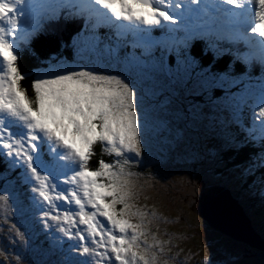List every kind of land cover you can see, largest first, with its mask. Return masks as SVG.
Listing matches in <instances>:
<instances>
[{
  "label": "snow or ice",
  "instance_id": "1",
  "mask_svg": "<svg viewBox=\"0 0 264 264\" xmlns=\"http://www.w3.org/2000/svg\"><path fill=\"white\" fill-rule=\"evenodd\" d=\"M61 18L79 22L73 59L42 61L47 66L29 74L30 98L20 86L21 52ZM194 41L213 61L228 56L224 69L202 67L190 54ZM236 62L239 75L231 73ZM159 75L228 113L213 131L225 146L253 149L237 166L241 178L264 170V0H0V205L5 218L12 208L31 215L58 253L54 264L170 259L167 241L150 230L155 214L132 202L133 177L142 173L128 170L152 155L138 83ZM96 144L114 159L90 168ZM259 183L264 188V171ZM13 227V239L25 240L26 230Z\"/></svg>",
  "mask_w": 264,
  "mask_h": 264
},
{
  "label": "rangeland",
  "instance_id": "2",
  "mask_svg": "<svg viewBox=\"0 0 264 264\" xmlns=\"http://www.w3.org/2000/svg\"><path fill=\"white\" fill-rule=\"evenodd\" d=\"M193 44L204 46L202 41H194ZM224 58L229 61L228 57ZM72 59L73 51L68 61ZM249 71L258 74L257 69ZM138 89L141 132L143 134L147 116L153 128V149L152 155L148 157L152 162L145 160L144 167L132 165L128 169L142 173V178L148 175V170L151 171L147 181L141 182L140 175L133 177L136 187L132 202L150 214H155L149 227L159 240L167 241L164 245V255L170 258L167 264H264V251L261 253L264 247L259 245L261 250L257 251L248 244L217 232L193 211L200 194V182L204 183L203 188L220 184L233 195L235 182L231 179L238 172L234 170L232 173L233 168L225 166L226 162L224 166L218 163L223 141L214 134V126H201L204 124L203 116H199L200 113L215 120L220 113L226 120L228 113L218 110L212 113L210 108L207 109V103L196 104L182 85L170 83L163 75L141 77ZM164 149L170 150V161L159 151ZM173 154L175 159L171 157ZM104 156L109 157L107 154ZM185 160H194L192 169L185 170L182 165ZM140 184L143 192L139 190ZM243 189L248 190L247 187ZM151 194L155 195L151 197ZM238 202L242 204V200ZM245 214L247 216V210ZM175 219L186 226L180 225ZM33 223L30 214L22 218L15 208L10 209L5 218L4 207L0 205V264H54L58 253L48 250L47 238L43 233L37 234L41 226L33 227ZM13 225H19L21 231L26 230L27 243L19 238L13 239L16 232ZM254 230L264 239L258 227L255 226ZM257 254H263V258L255 257Z\"/></svg>",
  "mask_w": 264,
  "mask_h": 264
},
{
  "label": "trees",
  "instance_id": "3",
  "mask_svg": "<svg viewBox=\"0 0 264 264\" xmlns=\"http://www.w3.org/2000/svg\"><path fill=\"white\" fill-rule=\"evenodd\" d=\"M74 34H75V31L69 30V29L64 30V31L60 30L59 32L52 30L51 33L48 32L47 35L45 32H43L42 35L39 34L32 39L29 49L23 50L24 53L20 55V58L18 60V67L20 68L21 72L25 74V79H23V83L20 82V86L27 90V95L30 98H34V96L31 90V86H30L31 76L29 74L33 73L35 69L45 68L47 65L42 64L41 63L42 61H47L49 60V58L53 56L58 57V58L61 57L60 51L62 50V45H63L62 42L64 41V44H66L67 43L66 36H69V35L73 36ZM202 49H203V46L192 44L190 48V54L199 61L202 67L211 64V71L213 72L222 71L225 65L228 63V60L224 58L223 56L213 61L211 58V54L209 53L208 55H204L202 52ZM66 56L68 57V55ZM225 57H228V56L225 55ZM241 72H242V67L238 62L232 65L231 73L233 75H239ZM253 74H256V73L253 72ZM190 95L196 104L207 103L208 104L207 109L210 108L212 110V113L215 112L214 110H217L216 108L214 109L213 106L209 103L208 95H193V94H190ZM210 95H212L213 98H215V96L220 95V90L218 89L213 90V92L210 93ZM195 107L196 106L194 105V108ZM192 110H193V107L191 106L190 111ZM199 116H203L202 121L204 122V124H201V126H204V127L214 126L215 121L225 120L222 117V115H220V113L217 116L219 119L216 118L215 120L214 119L211 120L209 117L207 118V115H204V114L199 113ZM100 148L101 146L99 144H96L93 146L95 155H93L89 161L90 168H95L97 166V161L99 159H104L105 161H109V162L114 159L112 156L105 157L104 154L101 153ZM159 151L163 155V157L167 159V161H170L168 160L169 158L168 152H170V150L168 151L167 149H164V150H159ZM252 151L253 149L250 147H241L237 149L234 147H228V146L223 145V151L221 152L219 156L218 163H222V165L224 166L223 163L226 162L225 166L233 168L232 173L234 172V170L235 171L237 170L238 173L234 174L232 179L230 178L232 182H235V188H234L232 196L235 199L237 198V200H242L241 207L244 209L245 213H246V210L248 211L247 217L251 220L252 222L251 225L255 224L254 226L258 227L259 231L261 232V234H263V237H264V188H262L259 183L260 172L264 170H258L255 178L251 176L247 178H241L239 175L240 170L237 167L238 165L244 164L248 155ZM171 157L174 159L176 158L175 154L171 155ZM171 157L170 159L172 160V163H174ZM148 160L151 161L149 158H147L146 161ZM182 165L186 168L185 170H188L189 168L192 169V167L194 166V160H185V164H182ZM0 169H2V167H0ZM221 170H222V167H221ZM150 172L151 171L148 170L147 171L148 175H144L143 178L140 175L141 182L142 180H146L147 178H149ZM178 172L179 171H177L176 173ZM225 180H226V177L224 176V181ZM146 181H143V183H145ZM138 187H140L139 190L143 192L142 185L140 184ZM246 187L248 188V190L244 191L243 188H246ZM153 195L155 194H151V197H153ZM175 220L180 225H185L179 220L177 219ZM234 256L235 254H233V257Z\"/></svg>",
  "mask_w": 264,
  "mask_h": 264
},
{
  "label": "water",
  "instance_id": "4",
  "mask_svg": "<svg viewBox=\"0 0 264 264\" xmlns=\"http://www.w3.org/2000/svg\"><path fill=\"white\" fill-rule=\"evenodd\" d=\"M200 194L195 201L193 211L212 229L228 235L232 239L250 245L257 251L264 247V239L252 230L251 221L230 190L219 184L203 188L200 182ZM215 230V231H216ZM264 250H261V253ZM263 258V254L254 255Z\"/></svg>",
  "mask_w": 264,
  "mask_h": 264
},
{
  "label": "bare ground",
  "instance_id": "5",
  "mask_svg": "<svg viewBox=\"0 0 264 264\" xmlns=\"http://www.w3.org/2000/svg\"><path fill=\"white\" fill-rule=\"evenodd\" d=\"M214 171V170H213ZM251 228H252V230H254L255 229V226L254 225H251ZM247 256V255H246Z\"/></svg>",
  "mask_w": 264,
  "mask_h": 264
}]
</instances>
